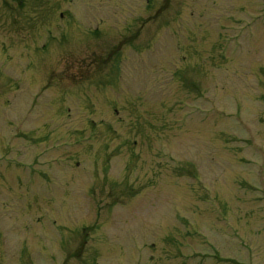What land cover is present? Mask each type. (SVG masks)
Listing matches in <instances>:
<instances>
[{
	"label": "rangeland",
	"instance_id": "obj_1",
	"mask_svg": "<svg viewBox=\"0 0 264 264\" xmlns=\"http://www.w3.org/2000/svg\"><path fill=\"white\" fill-rule=\"evenodd\" d=\"M0 264H264V0H0Z\"/></svg>",
	"mask_w": 264,
	"mask_h": 264
}]
</instances>
